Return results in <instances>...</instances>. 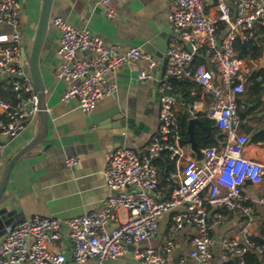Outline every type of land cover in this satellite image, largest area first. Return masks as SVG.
<instances>
[{
  "label": "built area",
  "instance_id": "2783aa9c",
  "mask_svg": "<svg viewBox=\"0 0 264 264\" xmlns=\"http://www.w3.org/2000/svg\"><path fill=\"white\" fill-rule=\"evenodd\" d=\"M111 1L99 0L108 16L114 15ZM169 1L168 21L180 40L171 42L166 51L161 90H171L170 79L174 77L196 81L211 99L208 116L224 132L223 143L206 147L201 158L191 156L182 139L177 98L163 94L158 130L145 150L123 146L107 153L105 178L110 192L104 206L66 219L35 215L5 226L0 237V264L27 260L68 264L66 251L56 245L63 228L74 262L96 258L105 264L131 252L141 264H169L167 257L176 247V235L188 225L197 232L189 257H182L179 264H210L216 243L210 211L220 207L239 210L247 217L240 233L222 240L224 256L230 251L236 264H255L246 259L247 253L255 251L264 262V242L255 240L251 229L255 204L264 211V192L249 199L243 191L247 181L256 187L264 185V162L245 157L249 136L241 130L243 121L238 113L241 96L261 57H242L235 48L236 39L249 41L264 26V0H211L210 10L207 0ZM21 13L20 0H0V25L9 28L0 32V77L10 85L15 98L13 104L7 103L0 89V134L6 138L0 141V157L7 142L42 110L32 76L22 65ZM50 23L60 31L57 52L63 62L54 73L67 82L61 100L77 101L86 114L116 90L113 72L124 63L145 60L150 69L157 67L155 58L140 46L123 49L119 43L108 44L87 25L75 26L60 15L52 17ZM84 51L92 55L80 56ZM201 53L209 64L195 62ZM152 76L148 69L138 71L141 80ZM189 108L194 114L195 104ZM162 156L172 159L177 167L169 173L167 186L161 185L157 164ZM79 163L77 155L66 159L71 169ZM180 207L161 249L146 245L157 234L164 215ZM121 210L127 213L125 219Z\"/></svg>",
  "mask_w": 264,
  "mask_h": 264
},
{
  "label": "crops",
  "instance_id": "0c3cea01",
  "mask_svg": "<svg viewBox=\"0 0 264 264\" xmlns=\"http://www.w3.org/2000/svg\"><path fill=\"white\" fill-rule=\"evenodd\" d=\"M207 1V8L210 10L212 1ZM20 2L22 13L19 27L23 47L29 57L43 0H20ZM230 4L232 5L231 2ZM169 7V0H112L110 8L114 11V15L108 16L106 8L99 3V0H53L51 18L60 15L75 26L87 25L106 43H119L123 49L140 46L155 58L157 67L150 69L145 60L124 63L113 72L117 82L116 90L100 99L95 110L86 114L78 107L77 101L65 103L61 100L67 82L57 78L54 73L63 62L57 52L60 31L50 23L40 55V67L45 85L43 103L46 108L31 119L19 135L7 142L5 151L0 157L1 186L10 161L27 147L12 166L6 187L0 197V237L4 233L6 223H16L35 215L66 219L104 206V201L110 192L105 178L107 153L123 146L144 151L151 137L158 130L161 106L158 91L162 90L157 88L156 78L163 59L159 55L158 45H164L165 41L169 45L173 41L180 40L179 34L172 29L168 21ZM8 29L0 25V32ZM263 29L264 26L258 29L257 38L264 42ZM160 35L163 36L160 37L159 42L157 37ZM91 55L90 51L80 54L82 57ZM198 56L208 63L203 53ZM141 68L148 69L153 76L146 80L139 79L138 71ZM0 89L4 100L13 104L15 102L13 91L2 77H0ZM176 95L183 99L182 101L177 98L176 101L178 118L180 117L182 122L185 121L188 129V116L184 115V110L186 104L189 107L190 103L181 94ZM248 98L247 85L245 93L241 96L245 106ZM256 103L258 104L259 101L257 100ZM194 104V115L198 116V112L208 115L211 99L203 90ZM263 110L262 102L258 104L255 112L248 114L242 120L241 130L249 136V142L243 151L245 157L264 162V142L254 140L259 132L264 131V115L261 114ZM5 140V136L0 134V141ZM214 140H218L220 144L223 143L224 137L218 135ZM197 143L202 148L203 155L205 143L199 140ZM185 145L190 155L197 157L192 153L190 144L187 142ZM73 155L80 158V163L71 169L67 166L66 159ZM162 157L157 159V164L161 185L167 186L169 173L176 171L177 167L175 162L174 167H170L171 164L165 163ZM243 191L249 199H256L264 192V185L256 187L247 181L243 185ZM180 209L182 207L164 215L157 234L146 241V245H151L156 250L161 249L174 224V215ZM120 213L125 219L126 211L121 210ZM210 223L216 240L213 247L214 258L210 264H236V257L232 252L227 251V255L224 256L222 240L225 237L233 238L241 232L247 224L246 215L239 210L213 208L210 211ZM251 229L255 236L263 235L264 211L259 204H255ZM196 232L197 229L189 225L178 231L175 239L176 247L167 257L169 264H179L182 257H189ZM56 245L66 251L68 264H99L96 258L82 263L73 261L70 241L64 228L61 231V239ZM258 256L262 261L261 256L259 254ZM20 264L34 263L27 260ZM105 264L141 263L131 252H128L116 259L107 260Z\"/></svg>",
  "mask_w": 264,
  "mask_h": 264
},
{
  "label": "trees",
  "instance_id": "16d2710c",
  "mask_svg": "<svg viewBox=\"0 0 264 264\" xmlns=\"http://www.w3.org/2000/svg\"><path fill=\"white\" fill-rule=\"evenodd\" d=\"M263 32H264V29H263ZM235 48L239 51L242 57L252 56L253 58L258 59L261 57L264 51V42L262 41V39H259L257 37L249 41H245V40H242L241 38H238L235 41ZM203 61L204 59L199 56L195 58L196 63H200ZM260 75L263 77L262 80H258V76ZM263 82H264V71L262 70H257L249 77L248 79L249 98L246 101L247 106H245L243 101L240 99L239 114H240L241 120H244L248 114L255 112V109L258 106V104H262V101L260 100H261V97L264 91ZM170 83H171V90L175 94H178V93L181 94L186 99V101L189 102L190 104L194 103V101L199 98V95L202 90V87L196 81L187 79V78H175L174 77L170 79ZM257 100L259 101L258 104L256 103ZM242 105H244V108L242 107ZM198 116H200L201 119L206 124H209L210 126H212L213 130L216 133H218L219 137L221 138L224 137V132L218 127L215 121L207 115V113L198 112ZM178 120H179V126H180V130H181L182 137H183L182 138L183 143L186 144L189 138L187 125L185 121L184 122L181 121L180 117L178 118ZM195 135H196L197 140L204 141L206 147L219 144L218 140H214L211 137H208L206 132L203 131L199 127L196 128ZM254 140L264 142V131L259 132L254 137ZM162 159L165 163L171 164L170 167L172 168L174 167V161L171 160L169 157L164 156L162 157ZM262 234L263 235L261 236L254 235L255 240L259 242H264V232H262ZM246 259L247 261L253 262L255 264H262V261L260 260L258 254L255 251H251L247 253Z\"/></svg>",
  "mask_w": 264,
  "mask_h": 264
},
{
  "label": "water",
  "instance_id": "95a60500",
  "mask_svg": "<svg viewBox=\"0 0 264 264\" xmlns=\"http://www.w3.org/2000/svg\"><path fill=\"white\" fill-rule=\"evenodd\" d=\"M52 4H53V0H43V6H42V10H41V15H40V20H39V24H38V28L36 31V36H35V40L33 43V47L31 50V53L29 55V57L27 56V53L25 51V49L23 48L22 54H23V60H22V65L24 67V69L26 71H29L33 82L35 84L36 87V91H37V95L39 98V105L41 109H45L46 107L44 106L43 103V97H44V93H45V85H44V81H43V76H42V72H41V67H40V55H41V50L49 29V25H50V20H51V8H52ZM163 35H160L159 37H157V40L160 42V37ZM168 43L167 41H165V44H160L158 45V50H159V55L160 57H162V65L160 68V72L157 75L156 78V85L157 88L160 90L161 89V85H162V81H163V75H164V71H165V67H166V63L168 60V57L166 55V51L168 49ZM258 70H262L264 71V51L261 55V59H260V63H259V67ZM263 87H264V82H263ZM158 98L161 100V96L163 94H172L174 95L176 98H179L183 101L182 98H180L178 95H176L172 90H164V91H158ZM264 103V92L263 95L261 97V100ZM262 115H264V110L261 112ZM184 115L188 116V133H189V138H188V143L191 146V150L193 154H196L197 157L201 158L202 157V148L199 147L197 140H196V128L199 127L201 128L203 131L206 132V134L209 137H212L214 139L218 138V134L213 130L212 126H210L209 124H206L201 117L196 116L193 114L192 110L187 106L186 104V109L184 110ZM27 147L24 150H26ZM21 151L20 153H18L15 157H13V159L10 161L9 165L7 166L5 173H4V178L2 181V184L0 186V197L3 194V191L6 187L7 184V180L11 171L12 166L14 165L16 159L19 157V155L23 152ZM220 209H223V207H220ZM15 223H6L5 226L7 225H14ZM131 248H133V246H131Z\"/></svg>",
  "mask_w": 264,
  "mask_h": 264
},
{
  "label": "rangeland",
  "instance_id": "374dc122",
  "mask_svg": "<svg viewBox=\"0 0 264 264\" xmlns=\"http://www.w3.org/2000/svg\"><path fill=\"white\" fill-rule=\"evenodd\" d=\"M26 50L28 51V47H27V49H26ZM213 71H214V72H216V69H215V68H213ZM238 113H239V112H238ZM239 116H240V114H239Z\"/></svg>",
  "mask_w": 264,
  "mask_h": 264
}]
</instances>
